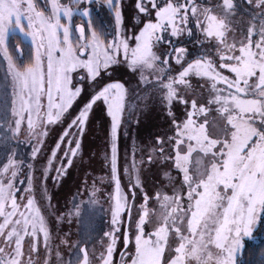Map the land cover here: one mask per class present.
<instances>
[{
	"label": "snow or ice",
	"instance_id": "1",
	"mask_svg": "<svg viewBox=\"0 0 264 264\" xmlns=\"http://www.w3.org/2000/svg\"><path fill=\"white\" fill-rule=\"evenodd\" d=\"M149 101L168 127L121 156ZM97 108L107 176L62 212L48 180L83 160ZM261 231L264 0H0V264H246Z\"/></svg>",
	"mask_w": 264,
	"mask_h": 264
},
{
	"label": "rangeland",
	"instance_id": "2",
	"mask_svg": "<svg viewBox=\"0 0 264 264\" xmlns=\"http://www.w3.org/2000/svg\"><path fill=\"white\" fill-rule=\"evenodd\" d=\"M67 3V0L66 2ZM128 13L126 12V15ZM79 24V23H78ZM123 75V74H121ZM128 76H123V79H128ZM135 81H133V84ZM144 93L142 91L139 94L132 93L130 94L128 103L129 105H137V109H142L146 101L141 99ZM149 104V108L145 110L140 115V123L136 125L134 122L136 120V115H133V125L131 127V132L127 138L124 136L123 129L121 130L120 140H119V148L120 154L123 156L125 151H128L129 155H131L133 141H135L137 152L141 148H146L149 141L154 138V135L158 132H162L164 129L168 127L167 123L164 120L163 114L158 109H153L151 102H147ZM107 127L106 117L100 108L95 110V113L92 117L91 124L89 125V131L84 138L83 141V160L77 159L76 166L71 168L69 174L63 179V181L59 184H54L51 179L48 180V185L51 194L53 195L52 203L57 205L62 212L68 211L71 209L73 212L76 211L75 208H72L71 201L73 196H76L78 188L80 191H83V184L85 181V174L90 173L91 175L88 177V184L91 185L93 183V178L105 177L107 176L106 170L103 167V153L105 149V129ZM62 132V129L57 128V131L50 132L49 136V144L54 145L56 139ZM23 139V137H22ZM26 151H30L27 149ZM63 153H61L62 155ZM139 158V157H137ZM59 160L56 161V165L59 166ZM52 176H55V171L53 170L51 173ZM151 180V174H150ZM96 185L101 189L100 194H98V198L101 202H103L108 193L113 189L108 186L107 180L103 185L96 180ZM84 200H87V197H83ZM81 197H77V203H80ZM67 205V207H66ZM107 207V205H104ZM60 235L62 236L64 233L69 232L70 230L73 233L77 231L81 232V221H77L75 218L73 219L71 225L65 221L61 226ZM53 233L55 234V229H53ZM77 237L74 235L73 239ZM247 239H245L246 241ZM91 247V245L89 246ZM118 254L116 256V259ZM67 258V257H66Z\"/></svg>",
	"mask_w": 264,
	"mask_h": 264
},
{
	"label": "trees",
	"instance_id": "3",
	"mask_svg": "<svg viewBox=\"0 0 264 264\" xmlns=\"http://www.w3.org/2000/svg\"><path fill=\"white\" fill-rule=\"evenodd\" d=\"M63 2H66V0H63ZM96 7L97 6H95V5L93 6V8H94L93 19L95 21H97L98 23H100V22H102L104 24L109 23L110 17L107 13V10L106 9L96 10ZM75 22L77 24L81 23L80 18L77 17L75 19ZM17 42L18 41L16 39H11V45L12 46H14ZM88 215H89V210L85 207L84 218H82V220H81V232H83L85 230V225H84L83 220L86 219L88 217ZM99 217H100V213L97 212L96 218L94 221L95 227L97 229L101 228L102 224H103L102 220ZM94 235H95V233H94ZM96 238L98 239V235H96ZM261 241H264V231L256 233V238L254 240H252V241L246 240L245 241L247 251L244 253L243 259L246 262V264L250 258L258 257L260 255L261 251H264V249L257 247V245H259L261 243Z\"/></svg>",
	"mask_w": 264,
	"mask_h": 264
},
{
	"label": "water",
	"instance_id": "4",
	"mask_svg": "<svg viewBox=\"0 0 264 264\" xmlns=\"http://www.w3.org/2000/svg\"><path fill=\"white\" fill-rule=\"evenodd\" d=\"M117 260H119V255H118V257H117Z\"/></svg>",
	"mask_w": 264,
	"mask_h": 264
}]
</instances>
